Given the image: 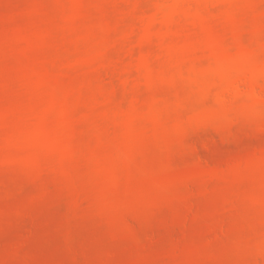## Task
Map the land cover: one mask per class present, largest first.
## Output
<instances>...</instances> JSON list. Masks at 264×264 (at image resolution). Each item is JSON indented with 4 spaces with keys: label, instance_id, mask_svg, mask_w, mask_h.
I'll return each instance as SVG.
<instances>
[{
    "label": "rangeland",
    "instance_id": "1",
    "mask_svg": "<svg viewBox=\"0 0 264 264\" xmlns=\"http://www.w3.org/2000/svg\"><path fill=\"white\" fill-rule=\"evenodd\" d=\"M0 264H264V0H0Z\"/></svg>",
    "mask_w": 264,
    "mask_h": 264
}]
</instances>
